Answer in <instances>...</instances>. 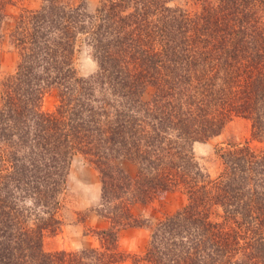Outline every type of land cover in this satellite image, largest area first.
Masks as SVG:
<instances>
[{
    "label": "trees",
    "instance_id": "1",
    "mask_svg": "<svg viewBox=\"0 0 264 264\" xmlns=\"http://www.w3.org/2000/svg\"><path fill=\"white\" fill-rule=\"evenodd\" d=\"M13 2L0 0V43L19 55L0 81V264H116L130 258L119 240L132 228L150 231L133 264H264V0H203L194 11L104 0L94 14L41 0L5 33ZM80 43L98 64L87 78L75 68ZM232 117L251 122L258 145L219 149L212 178L193 147ZM77 154L100 174L96 211L110 226L98 248L46 252ZM173 192L184 206L157 223L133 212Z\"/></svg>",
    "mask_w": 264,
    "mask_h": 264
},
{
    "label": "rangeland",
    "instance_id": "2",
    "mask_svg": "<svg viewBox=\"0 0 264 264\" xmlns=\"http://www.w3.org/2000/svg\"><path fill=\"white\" fill-rule=\"evenodd\" d=\"M84 3L86 12L94 14L104 0H76ZM203 0H173L171 6L194 11ZM41 4V0H15L7 6L8 18L4 23V32L8 33L14 25V16L22 9L34 10ZM19 55L11 45L8 37L0 43V81L11 75L17 66ZM75 68L80 77L93 76L98 70L91 48L80 43L75 56ZM152 90H149L145 99H149ZM58 104L57 94H48L43 102L44 110L53 111ZM251 122L242 117H232L222 134L206 142H196L194 153L200 165L206 169L212 178H216L222 170L217 151L228 149L231 145H243L250 141ZM258 143H253V146ZM121 167L131 176H136L138 166L121 161ZM101 197V179L98 171L84 156L77 154L70 169L68 189L61 199L60 219L63 222L61 230L56 235H47L44 241L46 252L68 251L75 252L83 249L98 248L100 242L97 232L107 229L110 221L98 215L97 209ZM185 199L181 192L168 193L164 197L148 205L133 207L135 215L148 218L152 223H157L168 215L181 209ZM150 231L145 228H132L122 231L119 245L122 252L130 258L116 264H133L134 256L145 252Z\"/></svg>",
    "mask_w": 264,
    "mask_h": 264
}]
</instances>
